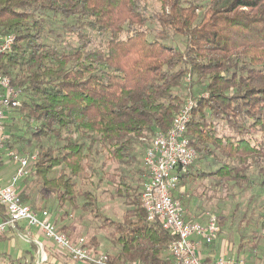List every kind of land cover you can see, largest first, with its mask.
I'll list each match as a JSON object with an SVG mask.
<instances>
[{
  "label": "trees",
  "instance_id": "obj_1",
  "mask_svg": "<svg viewBox=\"0 0 264 264\" xmlns=\"http://www.w3.org/2000/svg\"><path fill=\"white\" fill-rule=\"evenodd\" d=\"M156 1L148 11L146 0H0V37H14L0 71L20 101L5 119L4 150L34 157L21 183L28 189L17 191L26 204L51 198L59 211L80 197L98 216L78 184L101 182L113 162L106 181L117 183L125 210L105 219L112 264L173 261L166 247L175 236L141 205L140 156L188 99L196 158L177 196L184 205L195 186L234 198L227 218L238 251L248 229L252 241L264 229V0ZM216 218L219 236L227 220ZM57 230L69 236L67 225Z\"/></svg>",
  "mask_w": 264,
  "mask_h": 264
},
{
  "label": "built area",
  "instance_id": "obj_2",
  "mask_svg": "<svg viewBox=\"0 0 264 264\" xmlns=\"http://www.w3.org/2000/svg\"><path fill=\"white\" fill-rule=\"evenodd\" d=\"M13 42L12 35L0 37V55L10 50ZM19 103V91L15 90L8 77L0 71V149L6 137V116ZM193 106V100H186L170 127L166 131H157L147 143L142 156L146 180L142 183L141 205L147 220L158 221L164 230L175 236L166 247L173 258L171 264H226L223 258L212 262L204 261L199 252L198 246L213 243L218 235L216 215L204 212L198 219L190 220L186 218L184 206L177 196L178 179L196 158V152L186 135V125ZM7 155L16 162L17 168L8 184H0V205L5 208L6 215L0 221V233L14 231L24 222L26 228H39L44 237L61 248L70 264H112L107 253L87 251L84 238L72 241L65 233L58 231L45 209L35 210L21 200L17 184L28 172V157L12 151ZM33 158L32 156L30 159ZM45 261L46 257L43 256L40 262Z\"/></svg>",
  "mask_w": 264,
  "mask_h": 264
},
{
  "label": "rangeland",
  "instance_id": "obj_3",
  "mask_svg": "<svg viewBox=\"0 0 264 264\" xmlns=\"http://www.w3.org/2000/svg\"><path fill=\"white\" fill-rule=\"evenodd\" d=\"M148 5V11H154V9H158L159 4L156 0H146ZM5 127V126H4ZM6 128V127H5ZM4 128V131H6ZM6 139V137H5ZM148 142V141H147ZM0 155L4 158L5 170L10 173L14 169L16 162L14 160L9 159L7 155V150L5 151V145L1 146ZM14 154L24 155L28 158V172L24 176L26 177L31 168L32 159H30V155L19 153L15 150H12ZM142 156H140L141 167L142 164ZM17 166V165H16ZM115 164L113 162H107L106 167L103 171L104 178L101 182H98V178L94 177L92 184L85 183V185L78 184L81 189H86L92 193V195L96 198V210L98 216H94L93 212L81 209V204L83 203V198H78L77 208L73 209L70 206L66 205L62 211L56 210L52 205V199L48 198L47 201H41L38 197L35 199L34 204L28 203L31 207L35 205V207H41L45 209L49 215L51 220L53 221L55 227L58 228L60 225H67L69 236L72 241L76 240L79 237H82L86 241L87 251L93 253V246L90 244L89 240L94 237L97 242V251L105 252L107 254H113L115 252V248L111 245L109 233L112 231L107 225L105 219H115L120 220L122 217V213L125 210V205L122 203V198H119L115 195V187L117 183H107L106 174H114L113 168H115ZM17 168V167H16ZM103 173H99V177H103ZM56 174V170L52 173V175ZM23 177V178H24ZM79 183V181H78ZM142 188V186H141ZM185 189L182 188V191ZM204 191V194H201ZM186 195L189 197V201H185L184 209L186 211V218L190 220L198 219L199 216L204 212L214 213L216 216L221 217L220 219L227 220L225 228L220 233V235L216 237L214 240L219 243L221 248L226 251L233 252L237 250L238 246V235L234 228V223L229 225V220L227 216L232 211V207L236 200L231 198L223 191H214L211 189L203 190L202 187H193L187 191ZM201 194V195H200ZM185 196V197H186ZM240 201V200H239ZM187 203V204H186ZM65 211L67 215L61 217V213ZM238 213V217H239ZM110 231V232H109ZM259 232L256 234L257 238L255 241H252V231L248 229L245 233V236L241 239L242 246L237 252L238 256H242L245 259L247 264L249 262H258L264 260V229H257ZM257 233V232H256ZM48 239V238H45ZM52 241L51 239H48ZM53 242V241H52ZM256 242L255 245L252 243ZM31 246L28 241H26L22 236L17 235L12 239H2L0 240V264H66L69 260L67 255L63 253L61 248H57V251L60 256L58 259H54L52 261L45 262H36L34 259L30 257L29 253ZM258 258V259H257ZM31 260V261H30ZM66 261V262H65ZM70 263V260L67 262ZM264 264V263H263Z\"/></svg>",
  "mask_w": 264,
  "mask_h": 264
},
{
  "label": "crops",
  "instance_id": "obj_4",
  "mask_svg": "<svg viewBox=\"0 0 264 264\" xmlns=\"http://www.w3.org/2000/svg\"><path fill=\"white\" fill-rule=\"evenodd\" d=\"M8 153V152H7ZM1 156V155H0ZM10 159V158H9ZM0 184L6 185L10 181L11 177L14 175V172L16 171V165L14 166V169L12 172L8 173L5 170V167H3L4 163V158L0 160ZM23 181V178H21L17 184V189L19 191H22L23 189L27 191L28 187L27 186H21V183ZM26 187V188H25ZM1 221V218H0ZM69 233V232H68ZM0 240L2 239H9L13 238L14 236L20 235L22 236L26 241L29 242L31 248L29 253L30 257L34 259L36 262H40L42 257H46V262L47 261H52L54 259H58L60 254L57 251V248H55V244L52 241H49L48 239H45L42 231L39 228L36 227H31V228H26L24 225V222L20 223L17 226V229L12 231H7L4 233H1ZM199 247V252L201 257L203 258L204 261L212 262L215 261L219 258H223L226 261V264H247L245 262V259L242 256H238L236 250L233 252H229L221 248L219 243L217 241H213V243L206 245V244H201ZM258 259V258H257ZM260 261L254 263V262H249L248 264H263L264 260L259 259ZM69 261V260H68ZM67 261V262H68ZM242 261V262H240ZM66 262V261H65ZM66 264H70L67 263Z\"/></svg>",
  "mask_w": 264,
  "mask_h": 264
}]
</instances>
